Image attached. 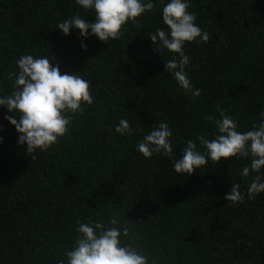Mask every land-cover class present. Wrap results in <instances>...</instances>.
<instances>
[{
	"label": "trees",
	"instance_id": "obj_1",
	"mask_svg": "<svg viewBox=\"0 0 264 264\" xmlns=\"http://www.w3.org/2000/svg\"><path fill=\"white\" fill-rule=\"evenodd\" d=\"M189 11L209 33L206 44L185 46L186 71L201 90L195 99L164 71L171 56L152 46L148 34L162 26L159 5L105 43L56 28L81 13L73 0H0V90H11L8 73L21 55H48L61 73H82L95 96L58 145L34 160L4 118L14 113L0 107V264H57L77 219L112 214H125L130 235L155 264H264V192L247 198L253 174L240 176L247 160L230 157L181 175L169 158L145 159L135 150L165 121L179 159L187 140L213 137L204 117L217 105L241 131L264 112V0H191ZM121 118L131 137L115 132ZM231 183L240 184L242 203L225 200Z\"/></svg>",
	"mask_w": 264,
	"mask_h": 264
},
{
	"label": "clouds",
	"instance_id": "obj_2",
	"mask_svg": "<svg viewBox=\"0 0 264 264\" xmlns=\"http://www.w3.org/2000/svg\"><path fill=\"white\" fill-rule=\"evenodd\" d=\"M73 3L81 13L94 17V22L86 21L84 15L77 13L57 22L56 28L65 36L76 29L82 40L95 36L105 43L117 41L124 25L135 23L159 5L162 26L148 34L152 46L155 45L160 57L171 56L164 62V71L170 73L177 90L192 99L201 95L186 71L192 61L185 46L206 44L209 33L196 23L197 14L189 11L191 0H73ZM80 47L87 50L84 43ZM15 64V70L8 73L11 90H0V107L14 113L4 118L14 126L17 144L26 146V154L34 160L36 154L46 153L58 145L74 118L82 116L85 108L93 105L95 96L91 82L82 73H61L56 59L51 60L48 55L23 54ZM260 116L259 123L241 131L237 120L217 105L214 114L204 117L214 126L213 137L209 139L200 134L195 140H187L179 159L174 153L173 130L165 121L148 129L135 150L145 159L169 158L173 172L181 175H192L210 162L219 164L230 157L247 160L240 176L248 178L253 174L246 190L247 198L252 200L264 192V112ZM115 132L121 137L133 135L124 118L115 126ZM224 198L233 205L242 203L245 195L240 191V184L231 183ZM127 220L125 214L96 220L77 219L72 244L57 264H155L130 235L131 225Z\"/></svg>",
	"mask_w": 264,
	"mask_h": 264
}]
</instances>
